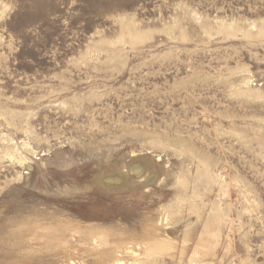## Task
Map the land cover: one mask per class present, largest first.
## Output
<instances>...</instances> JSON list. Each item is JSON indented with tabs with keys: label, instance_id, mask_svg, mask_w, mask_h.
<instances>
[{
	"label": "rangeland",
	"instance_id": "374dc122",
	"mask_svg": "<svg viewBox=\"0 0 264 264\" xmlns=\"http://www.w3.org/2000/svg\"><path fill=\"white\" fill-rule=\"evenodd\" d=\"M112 255L264 264V0H0V264Z\"/></svg>",
	"mask_w": 264,
	"mask_h": 264
},
{
	"label": "bare ground",
	"instance_id": "6f19581e",
	"mask_svg": "<svg viewBox=\"0 0 264 264\" xmlns=\"http://www.w3.org/2000/svg\"><path fill=\"white\" fill-rule=\"evenodd\" d=\"M23 148L26 150V151H28V152H30V153H32V154H35L36 153V150L34 149V147L29 143V142H24L23 143ZM11 158L12 159H15V160H17V162L20 164V165H25L26 164V162H27V159H26V157H24V156H20V157H15V156H12L11 155ZM139 169V168H138ZM140 170V169H139ZM138 172V171H137ZM162 223V222H161ZM143 242V241H142ZM126 245V244H125ZM157 245V244H156ZM110 247V246H109ZM128 248H131V247H128ZM107 250V249H106ZM129 251H131L132 253H134L135 254V251L134 250H132V249H129L128 250V252ZM113 256V255H112ZM107 261H109V260H107ZM110 262V261H109ZM111 264H125L124 262H123V260H122V256H113V259H112V262H111Z\"/></svg>",
	"mask_w": 264,
	"mask_h": 264
}]
</instances>
